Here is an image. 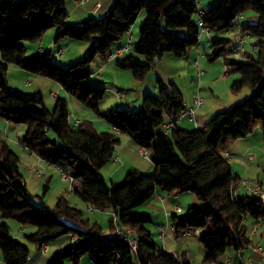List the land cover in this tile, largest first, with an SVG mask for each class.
Listing matches in <instances>:
<instances>
[{
	"label": "trees",
	"instance_id": "1",
	"mask_svg": "<svg viewBox=\"0 0 264 264\" xmlns=\"http://www.w3.org/2000/svg\"><path fill=\"white\" fill-rule=\"evenodd\" d=\"M69 1L0 0V119L24 124L26 130L20 143L25 150L72 176L74 193L87 208L112 211L123 230L133 233L137 251L132 252L126 241L104 234L98 224L84 219V211L64 195L57 198L53 208L31 203L20 158L0 138L3 264H33L29 249L12 235L9 219L15 220L20 229H35L25 237L34 243L38 253L44 244L69 239L47 264H79L85 255L93 264H191L185 252H166L153 240L148 228L152 223L150 213L135 212L152 200L157 188L166 197L192 193L198 198L199 204L189 206L186 212L170 215L172 230L176 236L200 232L204 262L225 264V259L220 260L227 253L236 256L237 251L250 244L247 220L264 217V203L259 199L249 194L236 196L242 179L233 173L225 157L237 140L256 128L264 134V0H210L212 6L202 19L208 32L220 34L238 26V18L247 12L257 16L255 23L243 24L238 33L253 39L255 52L243 53L244 60L227 58L235 41L220 38L212 42L207 55L211 61L223 58L226 74L239 75L231 85L232 91L247 87L252 90L251 96L217 113L201 128L188 130L176 124L167 134L158 132L159 127L185 110L183 96L175 86L171 85L170 92L165 93L164 83L158 78L157 96H143L136 112L118 108L103 113L100 102L105 87L91 83L90 66L108 61L115 46L127 43V32L142 10L145 17L140 23L139 38L130 40L128 51L112 60L115 67L129 70L135 80L142 82L165 54L185 58L198 45L201 30L196 1L115 0L101 17H86L75 23L67 21ZM53 28L56 42L70 38L90 43L82 60L62 67L53 62L50 50L26 54L24 42L40 43ZM180 30L186 36L177 33ZM130 46L134 54L128 53ZM12 65L57 82L80 104L104 118L110 130L98 131L89 120L71 126V111L65 98L57 97L50 111L41 91L10 89L6 77ZM112 127L131 138L137 147L149 150L154 167L151 173L130 169L120 182L105 184L100 170L113 160L120 142ZM108 230H114L112 221ZM233 264L242 263L235 258Z\"/></svg>",
	"mask_w": 264,
	"mask_h": 264
},
{
	"label": "rangeland",
	"instance_id": "2",
	"mask_svg": "<svg viewBox=\"0 0 264 264\" xmlns=\"http://www.w3.org/2000/svg\"><path fill=\"white\" fill-rule=\"evenodd\" d=\"M198 4V2H196ZM204 5L201 4V8ZM198 6V9H201ZM101 16L95 15V18H99ZM145 17V12L142 10L136 20L134 21L133 28V36H138L139 38V28L140 23ZM197 17V13H196ZM180 35L186 36L184 30H180ZM219 38H228L226 37L225 33L218 34ZM44 38V37H43ZM65 40L60 39L58 41V44L55 45L53 48L52 53V60L53 62H56L57 64L61 65L62 67H68L72 64L79 62L83 59V55L90 46V43L88 42H81L72 40L70 38H64ZM43 40V39H42ZM252 40V41H251ZM44 41V40H43ZM42 41V42H43ZM68 41V42H64ZM249 43H246L244 47H247L248 50L250 49V46L253 43V39H247L246 40ZM135 42V40L133 41ZM65 43V44H64ZM68 43V44H67ZM26 47L27 55H31L35 52L37 49V46L39 43H23ZM62 45V46H60ZM62 49L63 53L56 54V52ZM248 52H251L249 50ZM128 53L134 54L132 50V46H130V50ZM211 53V49L207 51V54L205 55L206 60H208L207 55ZM137 58L143 59L141 56L136 55ZM227 58L234 59V60H244L245 58L243 55H235L230 54ZM59 61V63H58ZM223 58H218L216 60H208L207 63L210 65V68L208 72L202 75V72L204 73L202 68L198 67L200 72L196 69V64L194 63V59L190 58H175L172 54H165L161 60L156 64V66L148 73V76L146 79L142 82L137 81L133 78L131 72L129 70H123V69H117L115 65L112 63H109V61H106L104 63H98L94 62L91 64V69L93 71V74L91 76V83L96 86L105 87V95L102 101L100 102V110L103 113H106L107 111L111 109H118L115 108L116 105H119L120 99L119 96L123 97L122 103L126 102L127 100H132L136 98V95L138 94L139 90L142 91V86L146 87V89H153L152 83L156 84V80L159 78L164 83L165 93L170 92L171 85H176L180 90L183 92H187L186 101L191 99V94L195 89H197L200 81L202 80L201 84V91L202 96L204 94H208L210 96L209 88L208 86H211L214 90L215 95H219V97L223 100L224 97H226V93H224V87L222 90V86H226V83L223 82L222 76L225 74V69L223 68ZM109 65V67H108ZM104 69V70H103ZM117 71V72H116ZM235 76V74H228L226 77H228L227 82L229 84L232 83L231 77ZM7 84L10 89L19 90L26 93H33L37 91H41L44 98V104L49 110H53V107L55 105V99L53 95L50 94V92L53 90L56 93H60V95L64 96L65 91L61 88V86L50 79H47L42 76H36L28 73L27 71L15 67L10 66L8 68L7 72ZM212 81H215L214 84H212ZM227 83V84H228ZM55 85V86H54ZM226 90V89H225ZM140 91V92H141ZM139 92V93H140ZM244 93V92H242ZM158 94V93H157ZM157 94L153 96H157ZM185 94V93H184ZM252 94V93H251ZM251 94L249 96H251ZM152 95V94H148ZM61 96V97H62ZM247 97H245L246 99ZM243 99V100H245ZM120 108V107H119ZM138 110V107H133L131 112H136ZM229 110V109H228ZM225 111V110H224ZM72 112L75 113L74 118H79L80 120H92L95 128L98 131H104L109 130V125L105 121L104 118L101 116L96 115L92 111H83L78 113L76 109L72 108ZM221 112V111H220ZM89 113V114H88ZM219 113V112H217ZM216 113V114H217ZM215 114V115H216ZM215 115H213L211 118H213ZM74 118H72V124L74 122ZM210 118V119H211ZM209 119V120H210ZM14 125L12 127H18V130H24L23 134L25 133L26 126L24 124H12ZM190 129L198 128L194 127L190 124ZM5 130L2 129L1 133L4 136ZM14 138L15 137V129H11L8 132V135ZM23 137V136H22ZM52 137V135H51ZM12 149L19 154L20 156V171L23 175L24 181L27 185V191H29L30 195L29 198L31 200V203L34 205L40 206V201L43 200L44 204L47 206V208H53L56 204L57 198L60 196L59 194H64L66 198L69 199L70 203L78 208L79 210L84 211V219H89L90 221L99 220L102 228L104 230L108 229L109 225V216L111 211H95L92 210L91 212L87 211V206L85 203L81 200V198L71 191V184L70 181H63L60 176V171L62 168H57V170H54L53 168L49 173H43V169L38 166V162L36 160H33L31 158H28V154L25 152L23 154L21 145L16 141V143H11ZM148 154H149V150ZM232 154H235L234 152ZM114 159V158H113ZM253 168L256 167V164L252 165ZM117 169H121V171H117ZM34 170H37L39 173H42V176H36V173ZM124 170L120 167V163L114 162V160H111L109 163H107L102 169L101 174L104 177V182L107 186H110V176H112L113 173H117L114 175L113 180H118L116 177L124 172ZM258 173L260 176L264 177V174L262 173L261 169H258ZM49 174H51V177H49ZM124 174L120 179L116 182H120L123 180ZM47 186L45 194L44 187ZM159 189V188H157ZM155 196V195H154ZM154 198V197H153ZM152 198V199H153ZM191 206V205H190ZM184 207L183 213L188 209ZM135 212H147L152 214V223L148 225V228L151 230L153 235V240L158 244L162 245L164 241H162L160 238H158L156 234V227L158 224H163V217H160L161 213L157 209H151L148 208L145 205L139 206L135 209ZM109 213V216L106 214ZM163 213V212H162ZM7 223L10 225L11 233L15 237L16 240H18L21 244L26 246L30 251V256L33 259V264H47L48 260L52 257V255L57 252L60 248H62L64 245H66L69 242V239H62L59 241L51 242L48 245V250L44 254H40L37 252L36 247L34 243L29 241L25 235L30 234L34 232V228L31 226H27L24 229H22L23 233L19 232V225L15 220L9 219L7 220ZM169 227H165L167 232V237H170V239L174 238V233L169 231ZM169 231V232H168ZM170 234V236H169ZM185 243V247L189 246V260L191 264H215V263H207L204 262V256H205V250L202 247L201 241H200V232H194L189 235V238L181 239ZM1 255V253H0ZM40 257V259H38ZM84 261H87L88 263H92L89 256L85 255L80 260V264H84ZM69 264V263H68Z\"/></svg>",
	"mask_w": 264,
	"mask_h": 264
},
{
	"label": "crops",
	"instance_id": "3",
	"mask_svg": "<svg viewBox=\"0 0 264 264\" xmlns=\"http://www.w3.org/2000/svg\"><path fill=\"white\" fill-rule=\"evenodd\" d=\"M114 1L115 0H86L84 3H81L80 0H71L68 2V5H67V10H68L67 21L69 23H75V22L80 21L86 17H91V16L95 17V15L102 16V15L106 14L111 9ZM195 1L198 2L197 6H199L200 8H201V4L204 5L203 6L204 8H201V10L204 12L208 11L212 6V3L210 0H195ZM96 3H100V7L96 12H94V7H95ZM256 21H257V16L254 13H252V12L245 13L244 15H242L238 18V26H236L230 32H225L226 37L233 39L234 35H236L237 39H242L244 41L243 45H245L246 43H249L246 40L250 39V37L239 36L238 33H239L241 26L243 24H251V23H255ZM133 28H134V26H132L130 28L131 41L132 42L134 40L135 41L138 40V36L137 35L133 36V34H132ZM54 33H55V28L49 30L43 38L44 41L42 40L43 42L41 41L39 43L35 52L36 51H42V50H50L52 52L55 45L58 44V42H56L54 39ZM216 39H220L218 37V34H213V33L208 32L206 29H203V30L201 29L199 37H198V45L196 47H193L192 49H190L187 53V56L185 57V58L194 59V63L196 64V67H197L196 69L200 72V70L198 69V67H200L203 69V71H205L204 73L201 71L202 75L203 74L206 75V73L208 72V70L210 68V65L207 63L208 60H206L205 55L207 54V51L211 49L212 42ZM62 40H65V39H62ZM64 42H68V41H64ZM123 45H124V43L118 44L117 46H115L110 51V53L115 52L118 48L122 47ZM60 46H62V45H60ZM249 50L247 47H245V52H248ZM60 52L63 53V50L59 49L56 52V54H58ZM240 55H243V53ZM108 61H109V63L113 62L112 60H108ZM58 63H59V61H58ZM108 67H109V65H108ZM223 68L226 70L224 62H223ZM227 75L228 74H226V75L224 74L222 76V79L224 80L223 82L226 83V86L225 85L222 86V90L224 87V93H226V97H224L223 100L219 97V95L214 94V90H213V88H211V86H208L210 96L208 94H204V96H202V91H201L202 89L200 87L202 84V80L199 83L200 86L198 85L197 89H195V91L192 92V94L190 96L191 99L189 101L188 100L186 101V99L184 98V97H186L187 92H183L182 90H180V88H178V86L175 85V87L181 92V94L183 96V100L188 107L192 106L193 96L199 95L204 99V104L201 107L195 109V111H194L196 121L191 122V121H189L187 116H184V117L180 118L177 122V125L179 127L191 130L189 128V126L191 124L194 127L201 128L217 112H220V111L222 112L224 110L231 108L234 104L243 101V99H245V97H248L252 93V90L250 88H247V87L242 88L238 92L232 91L231 90L232 84H229L227 82V80H228V77H226ZM231 78H233L232 79V83H233L239 79V75L235 74V76H233ZM214 82L215 81H212V84H214ZM152 86H153V89L149 90V89H146V87H144V85H143L142 91L139 90V92L140 91L141 92L140 93L138 92L135 99L127 100L124 103H122L123 97L119 96V99H120L119 103H121V104L116 105L115 108L120 107V108L128 109V110H132L133 107L139 108L143 96H145L146 94L155 95L158 93V90L156 88V84L152 83ZM164 90H165V88H164ZM242 92H244V93H242ZM50 94L56 95V98L59 96L60 97L62 96V95H60V93H56L53 90L50 92ZM62 98H65L67 100L70 111H71L70 112L71 116L69 119L70 125L72 124L71 119L75 117V113L72 112V108L76 109L78 113L83 112V111H89L88 108H86L85 106L80 104L74 97L69 95L67 92H65V95L62 96ZM74 119L75 120L73 122V125H71V126H75V124L78 121H81L79 118H74ZM87 120H89V119H87ZM89 121L93 122L92 120H89ZM12 126H14V125H11V123L6 121L5 119H0V138L5 140L10 147H11V143L15 144L16 141L21 145L20 140H21L22 136L24 135L23 134L24 130L21 129V130L17 131L18 127H12ZM2 129L5 130L4 136L1 133ZM11 129H15V137L16 138L12 137L11 134H10V136L8 135V132ZM104 131H108V129L104 130ZM119 136H120V142L115 147L114 158L116 157L118 159L117 163L118 162L120 163V167L122 168V170L123 169H127V170H124V172L120 173L116 177V179L119 180L120 177H122L123 174L125 175L126 172L129 171L130 169H137L143 173H151L154 170V167H153V164L150 161V159H146V158H143L140 156V154H139L140 148L134 144V142L131 140V138H129L126 135H121V134H119ZM21 148H22L21 150H22L23 154H25V152H26L28 154V158H31V159L36 160L38 162V164H39L38 166H40L43 169V173H49L52 168L54 170H57V168L59 169V167L52 166V165L46 163L45 161H43L42 159H40L39 157H37L36 155L29 153L28 151L25 150V148L22 145H21ZM233 152L235 154H232ZM227 153L231 157V160L229 162H230L231 169H232L233 173L238 175L242 179V182L238 188V192H237L236 196L241 195V194H248L247 189H246V185L249 183L259 184V185L264 186V177L260 176V174L258 173V169H261L262 173L264 174V134H263V131L261 130V128L258 127L247 137L237 140L231 146V148L228 150ZM16 154H18V153H16ZM18 156H19V154H18ZM19 158H20V156H19ZM253 164H256L255 168L252 167ZM117 171L119 172V171H121V169H117ZM34 172L36 173L37 177L42 176V173H39L37 170H34ZM100 174H101V172H100ZM116 174L117 173L115 172L112 174V176H110L111 177L110 182L118 181V180H113V177ZM101 176H102V174H101ZM49 177H51V174H49ZM103 179H104V177H103ZM25 187L27 190L26 182H25ZM27 192L29 193V191H27ZM29 195H30V193H29ZM59 195L63 196L64 194H59ZM40 203H41L40 206H38V205H36V206L40 207V208H42V207L47 208V206L44 204L43 200H41ZM193 204H199V200L192 193H183V194L175 195L173 197H166L165 193L162 191V189H156L154 198L151 201H149L148 203H146V206L148 208L157 209L161 213L160 217H163L164 223L157 225L156 234L158 235V228L159 227L165 228L167 226L169 227L168 228L169 231L173 232L172 226L170 223V219H169L170 215L172 213H183L184 207L187 206V208H189V206L193 205ZM101 212H103V211H101ZM106 213H107V211H106ZM106 215L109 216V213ZM110 215L111 216H109V220H108L109 222L111 221L112 211H111ZM90 222L96 223V224H98L99 227L102 228V225H101L99 220H94V221H90ZM247 224L249 227L248 236H249L250 244L248 246L244 247L242 250L237 251L236 256L227 253L224 256V258L220 261H223L225 259L226 261H229L230 264H233L234 259L238 258L242 264H264V225L259 226L257 229H255L253 220H249V219L247 220ZM9 227H10V225H9ZM102 230L104 231V234H106V235L110 234L108 229L104 230L102 228ZM22 231L23 230L20 229V227H19V232L23 233ZM190 234H192V233H183L181 235L176 236L174 233L175 239H170V237H167V232H166V235L164 237L165 241H164V238H160L159 235L157 237L160 238L162 241H164V243H162L161 247H163L166 252H171V253H175V254H181V253L185 252L187 260L190 262L189 257H188L190 247L187 246V248H184L185 243L181 240V239L189 238ZM169 236H170V234H169ZM38 259H40V257ZM250 259H251V261H250ZM0 264H3L2 255H0ZM84 264H91V263L84 261ZM215 264H219V263H215Z\"/></svg>",
	"mask_w": 264,
	"mask_h": 264
},
{
	"label": "built area",
	"instance_id": "4",
	"mask_svg": "<svg viewBox=\"0 0 264 264\" xmlns=\"http://www.w3.org/2000/svg\"><path fill=\"white\" fill-rule=\"evenodd\" d=\"M85 1L86 0H80L81 3H84ZM99 7H100V3H96V5L94 7V12H96L99 9ZM203 16H204V11H202L201 9L197 8V23L201 27L202 30L205 29L204 26H203V21H202ZM129 31L127 32V35H128L127 43L124 46L118 48L115 52L110 53L108 55V57H107V60H113V59H115L117 57L122 56L123 53L128 51L129 42L131 40V35H130ZM230 31L231 30H229L228 32H230ZM233 40L235 42H234L233 45L230 46L232 54L240 55L242 53H245V47L243 45L244 41L242 39H237L236 35H234ZM250 50H251V52H255L256 51V47L254 45H251L250 46ZM59 54H61V52L58 53V55ZM53 96L56 97V95H53ZM203 104H204V99L201 96H199V95L193 96V98H192V106L188 107L184 103L185 110L181 114H179L177 117H172L171 119H168L165 123H163L159 127L158 132L160 131V132L165 133V134L169 133L171 128H173L177 124L178 120L180 118L184 117V116H187L189 121L195 122L196 119H195L194 111H195V109L201 107ZM112 130L114 132L120 134L116 127H112ZM139 154H140L141 157L149 159V154H148L147 149H145L143 147L140 148L139 149ZM225 157H226V159L228 161L231 160V157H230V155L227 152L225 153ZM113 160H114V162L118 161V159L116 157ZM60 176H61L62 180L70 181L71 191L74 192V188H73V181L74 180H73L72 176H70L63 169H61V171H60ZM246 189H247V193L249 195L254 196L255 198L259 199L261 202L264 203V186L263 185L249 183V184L246 185ZM237 192H238V189L235 191V193L237 194ZM87 211L91 212L92 209L88 208ZM246 217L247 216L243 217L244 221H246ZM111 221H112L114 230H113V232H111L109 234V236L123 239L124 241H126L127 245L131 249V251L136 253V251H137V240L133 236V233L131 231H129V230H127V231L123 230V228L118 223L117 218H116V216L114 215L113 212H112ZM253 222H254V228L257 229L259 226L264 225V217H260V218L254 219ZM158 235H159L160 238H164L165 235H166V229L163 228V227H159L158 228ZM47 249H48V245L44 244L41 247V249H40V254L46 253ZM250 261H251V259H250ZM225 264H230V262L229 261H225Z\"/></svg>",
	"mask_w": 264,
	"mask_h": 264
},
{
	"label": "water",
	"instance_id": "5",
	"mask_svg": "<svg viewBox=\"0 0 264 264\" xmlns=\"http://www.w3.org/2000/svg\"><path fill=\"white\" fill-rule=\"evenodd\" d=\"M156 62H157V59H155L154 63H156Z\"/></svg>",
	"mask_w": 264,
	"mask_h": 264
}]
</instances>
